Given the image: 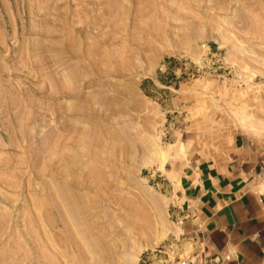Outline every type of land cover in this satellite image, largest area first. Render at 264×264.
Returning a JSON list of instances; mask_svg holds the SVG:
<instances>
[{
	"label": "rangeland",
	"instance_id": "rangeland-1",
	"mask_svg": "<svg viewBox=\"0 0 264 264\" xmlns=\"http://www.w3.org/2000/svg\"><path fill=\"white\" fill-rule=\"evenodd\" d=\"M243 147L264 156V0H0L5 248L78 214L96 264H144Z\"/></svg>",
	"mask_w": 264,
	"mask_h": 264
},
{
	"label": "crops",
	"instance_id": "crops-1",
	"mask_svg": "<svg viewBox=\"0 0 264 264\" xmlns=\"http://www.w3.org/2000/svg\"><path fill=\"white\" fill-rule=\"evenodd\" d=\"M250 147L217 173L203 172L183 188L175 215L186 217L177 235L181 259L196 253L220 264H264V156ZM176 264H178L176 262Z\"/></svg>",
	"mask_w": 264,
	"mask_h": 264
},
{
	"label": "bare ground",
	"instance_id": "bare-ground-1",
	"mask_svg": "<svg viewBox=\"0 0 264 264\" xmlns=\"http://www.w3.org/2000/svg\"><path fill=\"white\" fill-rule=\"evenodd\" d=\"M153 149L156 156H162L155 144ZM65 217L71 229L64 233L52 230L49 236L36 233L35 238L41 236L42 242H29L26 246L24 244L11 248H5L6 244L9 245L6 240L5 244L0 242V264H96L93 251L94 241L79 229L82 218L78 214H67ZM31 244L32 247H30ZM80 247L84 248L87 257L81 253Z\"/></svg>",
	"mask_w": 264,
	"mask_h": 264
},
{
	"label": "built area",
	"instance_id": "built-area-1",
	"mask_svg": "<svg viewBox=\"0 0 264 264\" xmlns=\"http://www.w3.org/2000/svg\"><path fill=\"white\" fill-rule=\"evenodd\" d=\"M186 217L183 215L175 216V225L177 229H181L185 222ZM179 244V239L175 236L169 243L163 245H158L150 251H146L142 257V262L144 264H220L215 257L205 253H196L191 258L181 259L178 251L177 245Z\"/></svg>",
	"mask_w": 264,
	"mask_h": 264
}]
</instances>
